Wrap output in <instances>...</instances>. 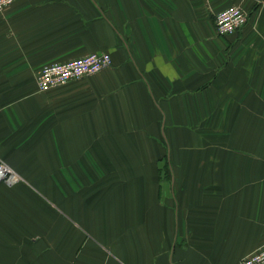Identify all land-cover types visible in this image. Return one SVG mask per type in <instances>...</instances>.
Returning <instances> with one entry per match:
<instances>
[{"label": "crops", "instance_id": "1", "mask_svg": "<svg viewBox=\"0 0 264 264\" xmlns=\"http://www.w3.org/2000/svg\"><path fill=\"white\" fill-rule=\"evenodd\" d=\"M247 24L220 37L213 17ZM108 54L38 93L42 67ZM113 135V137H110ZM124 145L113 191L79 154ZM0 264H240L264 246V0H16L0 14Z\"/></svg>", "mask_w": 264, "mask_h": 264}, {"label": "built area", "instance_id": "2", "mask_svg": "<svg viewBox=\"0 0 264 264\" xmlns=\"http://www.w3.org/2000/svg\"><path fill=\"white\" fill-rule=\"evenodd\" d=\"M15 1L0 0V14ZM247 21L248 15L243 9L231 6L217 13L214 28L218 36L224 37L242 29L247 24ZM111 63L112 61L108 54H91L64 63L46 65L37 73V90L46 92L50 89L62 87L70 81L97 74L108 68ZM19 183H23L22 178L0 160V185L11 187ZM240 264H264V246L244 257Z\"/></svg>", "mask_w": 264, "mask_h": 264}, {"label": "rangeland", "instance_id": "3", "mask_svg": "<svg viewBox=\"0 0 264 264\" xmlns=\"http://www.w3.org/2000/svg\"><path fill=\"white\" fill-rule=\"evenodd\" d=\"M215 17H213L214 18L213 26H214ZM38 72L39 71H37V73ZM37 73L34 76L35 86H36ZM81 79H77L73 81H79ZM54 89H50L49 91ZM36 91L38 93L49 92V91L39 92L37 90V86H36ZM110 137H113V135H110ZM121 137L122 136L120 135L118 141L112 139L109 141L105 136H103V138L98 137L93 144H90L87 149H84L83 151L80 152L79 157L83 158L84 161H83V165L79 167L80 168L79 174L85 175L86 181L77 182L79 190L85 193L88 192L89 189L90 190L97 189L98 186L99 188L104 189V191L112 192L113 189H115L119 185L118 175L121 173V170L127 168L125 165L121 164V157H124L126 160L128 159L127 155L123 154L125 152V149H124V145L121 143L122 141Z\"/></svg>", "mask_w": 264, "mask_h": 264}]
</instances>
